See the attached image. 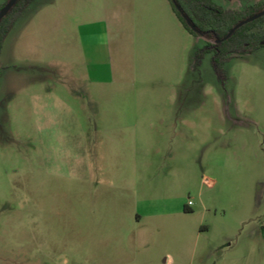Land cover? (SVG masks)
I'll return each instance as SVG.
<instances>
[{"label": "rangeland", "instance_id": "obj_1", "mask_svg": "<svg viewBox=\"0 0 264 264\" xmlns=\"http://www.w3.org/2000/svg\"><path fill=\"white\" fill-rule=\"evenodd\" d=\"M212 1L247 19L264 0ZM255 32L219 72L169 0H33L10 19L0 264H264Z\"/></svg>", "mask_w": 264, "mask_h": 264}, {"label": "trees", "instance_id": "obj_2", "mask_svg": "<svg viewBox=\"0 0 264 264\" xmlns=\"http://www.w3.org/2000/svg\"><path fill=\"white\" fill-rule=\"evenodd\" d=\"M7 1L8 0H6L2 6ZM31 1L33 0H18L7 15L0 21V52L4 38L9 30L10 19L19 18ZM169 2L173 11L187 31L196 36H205L208 39L204 46L197 50L196 63L200 64L205 55L212 53V62L218 71L222 61L237 54L244 53L252 47L251 45L256 36L255 26L258 21L264 19V16H262L254 21L244 24L229 38L218 43V39H223L238 22L245 19L238 17L241 13L239 10L225 9L223 6L217 5L212 0H175L181 11L188 16L198 29V31H194L187 24L182 13L176 7L175 2L173 0H169ZM258 4L260 7L257 12L264 8V1L257 3V5ZM261 41H264V38L260 40L259 44H261Z\"/></svg>", "mask_w": 264, "mask_h": 264}, {"label": "water", "instance_id": "obj_3", "mask_svg": "<svg viewBox=\"0 0 264 264\" xmlns=\"http://www.w3.org/2000/svg\"><path fill=\"white\" fill-rule=\"evenodd\" d=\"M18 0H8L1 8H0V21L7 15V13L11 10V8L17 3ZM175 2V0H173ZM176 4V2H175ZM176 7L178 8V10L182 13L183 17L185 18L187 24L194 30V31H198V29L196 28V26L193 24V22L188 18V16L186 14H184L180 7L176 4ZM264 16V8L259 11L258 13L254 14L253 16L242 20L240 22H238L228 33L227 35L223 38V39H219L217 40V42H221L223 40H226L227 38H229L239 27L243 26L246 23H249L251 21H254L260 17ZM262 44H264V41L262 42Z\"/></svg>", "mask_w": 264, "mask_h": 264}, {"label": "crops", "instance_id": "obj_4", "mask_svg": "<svg viewBox=\"0 0 264 264\" xmlns=\"http://www.w3.org/2000/svg\"><path fill=\"white\" fill-rule=\"evenodd\" d=\"M105 257H107V256H105ZM105 257H104V255H102V256H93L92 255V257L89 256V260L91 261L92 264H105V262H106L105 261ZM165 262H166V264H173L174 259L171 256H169V257L166 258ZM106 263L108 264V262H106ZM132 263L129 262L128 264H132ZM113 264H119V263H113Z\"/></svg>", "mask_w": 264, "mask_h": 264}, {"label": "flooded vegetation", "instance_id": "obj_5", "mask_svg": "<svg viewBox=\"0 0 264 264\" xmlns=\"http://www.w3.org/2000/svg\"><path fill=\"white\" fill-rule=\"evenodd\" d=\"M219 40V39H218ZM219 43V42H218Z\"/></svg>", "mask_w": 264, "mask_h": 264}]
</instances>
